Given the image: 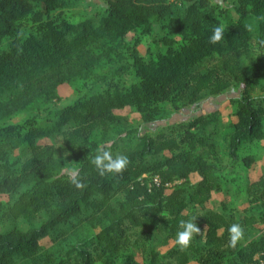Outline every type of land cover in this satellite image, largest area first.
Masks as SVG:
<instances>
[{"label":"trees","instance_id":"obj_1","mask_svg":"<svg viewBox=\"0 0 264 264\" xmlns=\"http://www.w3.org/2000/svg\"><path fill=\"white\" fill-rule=\"evenodd\" d=\"M262 42L264 0H0V264L264 262V176L246 173L264 139ZM229 91L226 126L218 109L163 116ZM125 107L163 124L129 128ZM105 146L122 173L91 163ZM216 193H243L242 215ZM193 217L202 235L181 249Z\"/></svg>","mask_w":264,"mask_h":264},{"label":"rangeland","instance_id":"obj_2","mask_svg":"<svg viewBox=\"0 0 264 264\" xmlns=\"http://www.w3.org/2000/svg\"><path fill=\"white\" fill-rule=\"evenodd\" d=\"M93 2V5L101 4L102 0H91ZM58 94L65 100V102H68L71 100L72 97V91L67 85H62L58 88ZM254 96L261 95L258 90H255L251 93ZM235 96H238V93L229 91L228 93L214 97V98H207L205 100L200 101L197 105L191 106L187 109L180 110L179 112H175L172 109H169V107H166L164 109L165 114L163 116H169L168 122H174L182 119H187L190 117H193L198 114L208 113L211 111H214L216 109L221 112V119L224 126L228 123V117L231 114L232 108L228 104V99L233 98ZM121 116H128L129 119V128L134 127H140V130L144 132L152 131L157 129V127L163 122H157L154 124H148L144 125L142 123V120L140 119L139 115L134 112L133 110H129V108L125 107L120 112L117 111ZM163 112V113H164ZM21 118L20 115H15L12 118V122L18 121ZM8 124V122H7ZM42 141V140H41ZM57 156L60 159L67 160V166L68 169L76 168V165L68 158V155L64 152V149L59 145L60 142L57 143ZM248 151L252 152L255 156L256 162L252 165L250 169L246 171L248 178L251 181L257 180L260 175L264 176V139L253 144L252 146H249L247 149ZM156 178H153L155 181ZM197 179L195 177L192 178V181H196ZM212 201L215 203H218L219 201L225 200L227 203V206L229 208H233L237 216L242 215V210L244 207H246L244 194L241 193V195H238L237 198L234 196H226L224 193H216L212 195ZM0 200L2 198L0 197ZM47 240H44L43 243H45ZM172 243H170L171 245ZM169 245V246H170ZM166 247H159V251H164ZM190 264H196V263H190Z\"/></svg>","mask_w":264,"mask_h":264},{"label":"clouds","instance_id":"obj_3","mask_svg":"<svg viewBox=\"0 0 264 264\" xmlns=\"http://www.w3.org/2000/svg\"><path fill=\"white\" fill-rule=\"evenodd\" d=\"M224 27L218 25L213 29L212 35L209 37V43L216 44L223 39ZM264 43V42H262ZM91 163L95 166L98 173L103 176L106 173H122L130 163L127 156L117 153L113 156L112 152L105 146L97 149V154L91 159ZM70 178L77 188L84 185L79 181V169H69ZM196 218L193 217L188 221H180L181 231L176 234V244L185 249L190 247L194 235H202V230L195 223ZM229 246L235 247L238 242L244 238V228L239 223L232 224L229 229Z\"/></svg>","mask_w":264,"mask_h":264},{"label":"built area","instance_id":"obj_4","mask_svg":"<svg viewBox=\"0 0 264 264\" xmlns=\"http://www.w3.org/2000/svg\"><path fill=\"white\" fill-rule=\"evenodd\" d=\"M259 264H264V262L263 261H260Z\"/></svg>","mask_w":264,"mask_h":264}]
</instances>
